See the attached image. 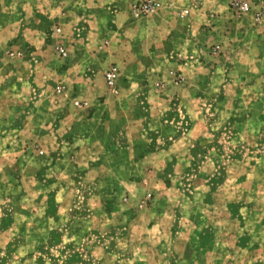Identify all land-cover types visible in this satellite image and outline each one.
I'll return each instance as SVG.
<instances>
[{
  "label": "rangeland",
  "instance_id": "1",
  "mask_svg": "<svg viewBox=\"0 0 264 264\" xmlns=\"http://www.w3.org/2000/svg\"><path fill=\"white\" fill-rule=\"evenodd\" d=\"M0 264H264V0H0Z\"/></svg>",
  "mask_w": 264,
  "mask_h": 264
},
{
  "label": "crops",
  "instance_id": "2",
  "mask_svg": "<svg viewBox=\"0 0 264 264\" xmlns=\"http://www.w3.org/2000/svg\"><path fill=\"white\" fill-rule=\"evenodd\" d=\"M129 1H134V0H129ZM111 16H112V14L109 11H107V9H105L103 12L100 10L98 17H99V20L102 21V17L109 19V18H111ZM116 16H118V14ZM169 17L170 18L164 17L165 22L163 23V29L165 28V30H167V31H171L173 28V25H174V21H173L174 17H172V18H171V16H169ZM116 19H117V17H116ZM157 20H158L157 14L152 16V17L144 18L140 21L132 20V19L130 20V24H131L130 29L142 27L143 29H145L147 31V33H148L147 39H146V42L143 43V45L145 46V43H148L146 47L149 49V52H150L149 55H151V56H155L159 52L157 50V44H155V42L159 39V37H157V35L159 34V30L156 28V25L154 23ZM174 20H175V18H174ZM115 22H119V20H115ZM118 26H119L120 30L116 29V30H114V33H116V35H118L119 37H123L122 34H126V31L122 30V26H120V25H118ZM53 27L54 26H52L51 24H48L47 29L51 30V29H53ZM88 28H89L91 34L95 33V32H93V28H94V31H95V29H97V30L99 29V28H97V24L96 25L94 24V26L91 24ZM106 29H107L106 25L102 26V23H101L100 30L103 33L107 34L108 29L107 30ZM44 33L45 32L43 31L42 34H44ZM88 33H89V31H88ZM166 38L169 39L168 37H166ZM167 39L165 40V43H166ZM123 40L124 39L118 38L117 43H115L114 46L112 44V45H110V47L109 46L106 47V49L108 51L111 47L114 48V50L112 51L111 54L106 55L107 61L113 60L120 65H125V64L130 65L139 59V56L137 55V51L139 50V46H137L136 43L131 41V40H127L125 42ZM43 43H44V41H43ZM170 44H172V43L170 42ZM180 52L182 53V51H180Z\"/></svg>",
  "mask_w": 264,
  "mask_h": 264
},
{
  "label": "built area",
  "instance_id": "3",
  "mask_svg": "<svg viewBox=\"0 0 264 264\" xmlns=\"http://www.w3.org/2000/svg\"><path fill=\"white\" fill-rule=\"evenodd\" d=\"M57 30H60V29L58 28ZM59 50H60V54H62L63 56H67L68 55V52L66 51L65 48L62 47ZM116 77H117V72H116L115 69L108 71L106 73L107 83L109 85H114Z\"/></svg>",
  "mask_w": 264,
  "mask_h": 264
}]
</instances>
